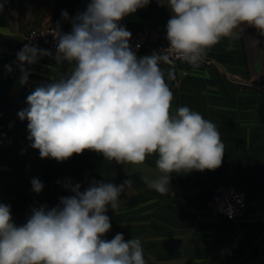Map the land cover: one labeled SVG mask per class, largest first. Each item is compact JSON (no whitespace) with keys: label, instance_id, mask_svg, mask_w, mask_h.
I'll return each instance as SVG.
<instances>
[{"label":"clouds","instance_id":"1","mask_svg":"<svg viewBox=\"0 0 264 264\" xmlns=\"http://www.w3.org/2000/svg\"><path fill=\"white\" fill-rule=\"evenodd\" d=\"M156 2L171 13L165 50L138 57L140 45L131 46L132 33L121 23L151 0H88L73 17L62 11L71 30L63 32L57 21L55 54L31 39L18 51L22 86L29 81L26 66L45 56L72 66L59 81L40 83L27 96L28 107L17 113L28 121V139L42 159L64 162L90 150L117 164L136 165L156 154L161 174L143 179L161 195L171 190L173 173L222 165L225 145L217 126L188 106L171 111L173 92L159 65L172 63L168 53H173L198 67L208 49L237 29L254 27L264 36V0ZM31 185L37 195L44 189L38 178ZM131 185L129 178L120 184L94 179L81 190L79 183L68 181L63 187L70 195L60 197L55 207H33L19 226L11 206L0 203V264H146L139 238L126 240L123 233L104 238L112 227L108 211L119 208L121 194Z\"/></svg>","mask_w":264,"mask_h":264},{"label":"crops","instance_id":"2","mask_svg":"<svg viewBox=\"0 0 264 264\" xmlns=\"http://www.w3.org/2000/svg\"><path fill=\"white\" fill-rule=\"evenodd\" d=\"M0 150L14 153L21 120L17 113L28 107L27 96L40 84L59 81L70 74L68 63L56 64L45 56L30 70L29 81L20 85L17 53L26 35L85 10L88 0H0ZM170 11L156 0L121 23L130 32L143 27L166 29ZM134 48V47H133ZM138 49L137 56L150 55ZM55 54V52H53ZM11 67V71L8 68ZM165 81L173 92L171 111L188 106L212 121L225 145L222 165L216 170H192L172 174L170 191L161 195L147 187L153 179L157 155L141 164H117L115 184L131 179L120 196V206L109 210V236L116 233L139 238L151 251L154 264H264V36L254 27L237 29L232 38L207 50L203 62H161ZM174 78L169 79V74ZM8 168L6 157L0 169ZM228 186L247 193L246 217H214L208 209L211 196Z\"/></svg>","mask_w":264,"mask_h":264},{"label":"trees","instance_id":"3","mask_svg":"<svg viewBox=\"0 0 264 264\" xmlns=\"http://www.w3.org/2000/svg\"><path fill=\"white\" fill-rule=\"evenodd\" d=\"M27 124V120L21 122L17 135L18 147L14 153L0 150V158L6 157L8 160V168L0 169V203L11 206V215L17 226L26 223L33 207L42 204L49 208L55 207L60 197L70 195L71 193L63 187L68 181L79 183L81 190H84L94 179L106 182L114 179L115 173L112 177H101L103 172L109 174L111 169L114 171L113 161L105 160L101 154L94 151L85 150L82 154H73L64 162H57L52 158L42 159L39 150L31 147ZM33 178H38L44 184V189L39 195L31 190ZM104 238L112 239L107 235Z\"/></svg>","mask_w":264,"mask_h":264},{"label":"built area","instance_id":"4","mask_svg":"<svg viewBox=\"0 0 264 264\" xmlns=\"http://www.w3.org/2000/svg\"><path fill=\"white\" fill-rule=\"evenodd\" d=\"M56 24H49L42 28L31 30L25 38L26 43L31 42L42 49H49L55 52V39L52 35ZM63 32H69L66 24H60ZM132 33L130 44L135 48L149 49L150 51L165 50L169 46L166 38V29L161 27H143ZM163 54V53H162ZM173 61L183 62L174 58L173 53H168ZM45 57L41 58L43 60ZM208 209L214 217H226L231 219H242L246 217L248 210L247 193L236 186H228L215 192L208 201Z\"/></svg>","mask_w":264,"mask_h":264},{"label":"rangeland","instance_id":"5","mask_svg":"<svg viewBox=\"0 0 264 264\" xmlns=\"http://www.w3.org/2000/svg\"><path fill=\"white\" fill-rule=\"evenodd\" d=\"M55 22H57V21H55ZM33 30V29H32ZM113 163H114V165H115V161H113ZM114 173H116V165H115V168H114V171H113V169H111V171H110V173L108 174L107 172H103V174H102V178H104V177H112V174H114ZM108 174V175H107ZM111 181V180H110ZM117 234V233H116ZM115 234V235H116ZM108 237H112V238H114V236L115 235H111V236H109V233H107L106 234ZM128 239H131L130 237H127ZM127 238H125L126 240H128ZM143 251H144V257H145V260H147L148 261V263H146V264H154L153 263V261H152V259H151V251H150V249L149 248H147L146 246H144L143 245Z\"/></svg>","mask_w":264,"mask_h":264}]
</instances>
